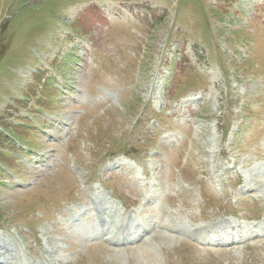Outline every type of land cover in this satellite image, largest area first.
<instances>
[{"label": "rangeland", "instance_id": "374dc122", "mask_svg": "<svg viewBox=\"0 0 264 264\" xmlns=\"http://www.w3.org/2000/svg\"><path fill=\"white\" fill-rule=\"evenodd\" d=\"M135 179L193 204L181 225L264 220V0H0V241L33 264H264L262 241L78 246L81 181L153 228Z\"/></svg>", "mask_w": 264, "mask_h": 264}, {"label": "bare ground", "instance_id": "6f19581e", "mask_svg": "<svg viewBox=\"0 0 264 264\" xmlns=\"http://www.w3.org/2000/svg\"><path fill=\"white\" fill-rule=\"evenodd\" d=\"M110 19H113L112 16H109ZM126 18V17H125ZM254 178V177H253ZM136 188L140 189L144 186L141 182H138L136 180L133 181ZM253 182V181H251ZM249 181H246L244 185V190L246 193H256L255 190H258L255 186V184H252ZM264 188V184H262ZM261 187V185H260ZM145 188V186H144ZM156 190L155 186H151L149 193L152 194ZM243 190V191H244ZM101 197L94 191H91L89 196L81 197V201L84 203L85 208L87 210L93 209L97 212V219H91L88 218L89 224L91 226V231L78 234L76 236L77 242L76 244L79 246L83 242L88 241H94V243L91 246L94 245H100L103 246L104 242L103 239H106L108 243H114V244H123L127 247L131 244H136V241L140 240L143 242V244L149 245V241L155 239L159 236L164 239V237H169V240H174L175 235H181V236H187L188 238H194L197 243L199 242H208L207 240H210V243L217 240V238H227L230 240V238L234 235H237L242 238L241 241H244L245 245L247 247L255 246L254 243H252L250 240L253 236L256 235V232L253 228L250 227H243L241 225L235 226V227H218L219 224L215 227L210 228L209 226H185L184 224L181 225V220L185 218H190L192 221L196 222L198 221V218L194 216L192 213L193 204L185 205L183 204L181 209H178L175 204V199L171 197L169 194H165L163 196V199L161 202H158L155 204L154 198H147V202L142 207V214H146L149 219H151L152 222L155 223L156 227L150 229L149 235L150 237L147 240H144V234L136 231V230H130L129 225L125 227L126 223H124L122 226L118 225L117 223L119 221H122V215L117 214L113 217L108 215L107 218L105 217L106 223L99 226L97 222L101 221V219H104V214L107 210V207L104 205L103 201H101ZM140 200L138 199L137 202ZM164 202H168L169 205L172 208H175L176 210L171 212L168 217L165 216L163 213ZM153 218V219H152ZM73 223H76L78 226L80 224V219H74ZM212 224V223H211ZM59 225H62V223H59ZM212 229V230H210ZM61 230L64 231V228ZM3 241H0V255H2L5 259H7L8 264H33L29 262L26 257L21 253L20 249L17 246H12L7 240L2 239ZM264 243V240H262ZM209 243V242H208ZM230 244V243H228ZM6 245L10 246L7 247ZM215 245H217L215 243ZM5 249V250H3ZM50 251L52 253L56 252V248L53 247L52 241L50 242ZM153 256V255H152ZM66 262V259H61V264H64ZM144 263V262H143Z\"/></svg>", "mask_w": 264, "mask_h": 264}]
</instances>
